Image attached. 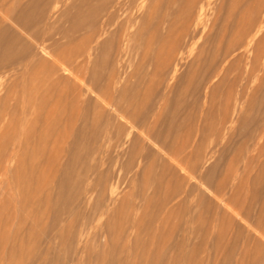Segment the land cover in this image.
<instances>
[{
  "label": "rangeland",
  "instance_id": "1",
  "mask_svg": "<svg viewBox=\"0 0 264 264\" xmlns=\"http://www.w3.org/2000/svg\"><path fill=\"white\" fill-rule=\"evenodd\" d=\"M136 2L133 7L135 11H140V14L153 7V0ZM255 2L256 0H199L192 8H182L188 15L189 12L194 15L202 7L204 22L211 25L205 29L206 34L203 38L210 40L212 38L214 42L197 40V45L188 53L175 80H172V83L165 82L167 85L170 83L169 89L165 88L167 85L163 82L166 78L163 77L164 79L161 80V76L157 82V77L153 78L151 75L159 69L158 64L161 62L159 56L161 57L162 53L154 50L153 54L146 57L140 48L142 51H138L140 57L136 55L137 50L134 52L135 55L133 53L135 57L133 55L134 58L131 57L135 60L131 61L132 66L127 74L129 78H126L122 86L124 87L125 84L127 91L123 92L124 95L118 94V97L116 95V99L124 106L123 112L132 111V114L137 113L136 116H141L143 120L151 119L160 105L164 106L167 102L164 107L168 109L165 108L163 110L165 113L161 114L164 124L161 122V126L152 131L151 137L158 136L165 141L167 144L165 150L170 149L169 146L176 147L177 141L179 142L184 136L185 139L191 137L189 141H192L194 147L184 152L180 160H177L176 149L170 151V154L173 152L175 156L168 155L169 150L165 152L153 138L149 137L148 140L144 131L129 130L130 125L126 123V118H122L124 114L121 115L113 110L116 113L114 114L111 107H107L106 110L110 108L111 111L109 112L108 109L106 112L104 101L101 99L98 102L100 98L98 97L97 100L95 92V95L93 92L85 93L80 105L76 104L77 106L71 109L70 105L72 106L74 100L71 83L67 85V83L47 81L49 84H44L45 75H43L41 78L37 77L38 82H43L40 86L37 78L31 79V69L34 66L32 64L27 70L18 66L11 67L14 70L6 66L5 69L1 68L0 72L5 77L0 76V79L2 78L0 108H4L3 112L0 109V113H3L0 114V153L2 154H0V264H264V229H261L264 227V130L259 129L260 125H264L262 124L264 123V60L260 63L256 59L258 51L253 52L254 48L258 50L264 47H262L264 0ZM79 3L80 1L75 0L62 3L61 9L59 8L60 14L71 11L73 6ZM234 3L237 7L244 3L246 9L243 5L239 6L235 17L227 23L224 19H218L219 13H223L226 6ZM253 4L258 6L254 7ZM153 8L155 10V7ZM247 8L251 14L250 9L259 10H253L255 15L252 14L250 17ZM175 9L172 13L178 12L179 8ZM245 10L249 13L245 12L249 19L245 18L247 15L244 17ZM240 16L246 20L241 19ZM251 18L256 21L253 20V23ZM248 21L250 22L246 24ZM250 26L254 27L255 31L261 26L263 28L261 34L255 35L256 32L249 28ZM55 27L58 30L59 26ZM200 28L203 29L202 26ZM57 30L56 33L47 31L51 35L48 37L57 38L53 41H59L61 38V33ZM236 30H240L238 31L241 34L240 38ZM244 31H247L249 36ZM254 37L251 47L247 48V41ZM106 39L110 41L109 36ZM218 40L221 42L220 45ZM223 40L227 41L226 45ZM237 42L243 46L240 47ZM215 43L218 45L216 46ZM229 45L230 48L235 45L240 47L239 51L237 50L228 60L227 65L232 61L230 65L233 67L225 65L226 68L224 66L222 71L227 70L226 74H229L233 81L230 83L227 79L228 82L224 79L225 73L220 72L221 75L211 79L208 84L206 67L200 65L195 76L199 80H195L194 77L191 83L193 88L186 84L187 88L191 87L186 91L188 94L179 96V90L182 89L179 81L182 75L185 76L190 71L189 67L192 68L194 65L195 57L198 59L199 55H196L200 53V49L208 51L213 47L216 51L218 48L215 50L214 46H222L224 49ZM258 46L260 47L256 48ZM110 51L111 49L108 48L106 52L109 53H104L105 56L107 55L105 59L108 63L102 55L103 62L101 60L98 69L95 68L91 72L93 62L99 54L95 53V59H92L91 64L92 70L87 71V73H97L96 76L91 74L95 80L92 77L87 78L90 75H84L89 81L93 80L97 84L100 75L103 74L98 82L103 84L102 87L97 84L100 88L107 87L105 79L111 67ZM252 52L255 54L253 55ZM239 53H242L240 56L244 61L238 57ZM215 54L211 56V63H213L212 59L218 62L221 57L218 53L219 57L215 59L217 58ZM244 54L247 55L243 56ZM142 55L146 58L141 57ZM252 60L257 63L254 64ZM218 63L214 64L216 66L212 64V71L217 68ZM136 69L141 73L136 75L134 73L138 72ZM4 71L7 73L5 74ZM46 71L38 72L42 75L46 74ZM48 73L47 71V75ZM133 73L138 77L131 76ZM146 74L151 75L152 83L150 76L147 78ZM237 77L240 79H236ZM27 78L31 79H28L30 83L27 82ZM88 80L84 81L87 86ZM238 80H241L240 83ZM149 83L152 87L148 85ZM53 85L56 87L54 91ZM234 86H238L241 91L245 88L247 93L245 99L239 100V89L235 90ZM259 86L263 87L262 92ZM229 89L234 90L237 95L231 100L230 107L225 100ZM149 90L150 92H147ZM165 91L168 92V97L165 96ZM143 92L146 94L143 95ZM7 95L8 97L12 95L13 97H9L12 100L6 97ZM164 96L168 100H164ZM122 97L125 101L121 99ZM5 98H8V103ZM128 98L133 99L128 100ZM158 98H161V101ZM54 99L55 102L59 99L63 106L58 107L55 116L50 111L54 106L52 105ZM136 99V105L128 104ZM142 99L147 104H144ZM14 106L17 108L15 109ZM58 113H62V116ZM228 115L231 122L227 125V129L222 130L223 120ZM184 119L189 123H186L188 129L169 130L168 126L182 123ZM66 122L68 130L64 127ZM168 122H171V125ZM62 132L66 133V139L61 135H64ZM59 133L61 134L58 137ZM177 133L181 138H178L179 140ZM57 137L61 142L57 143ZM231 168L237 175L232 176V173H229L231 171H227ZM227 173L232 176L229 181ZM224 181L228 185L225 186L224 194L219 196L216 189Z\"/></svg>",
  "mask_w": 264,
  "mask_h": 264
},
{
  "label": "bare ground",
  "instance_id": "2",
  "mask_svg": "<svg viewBox=\"0 0 264 264\" xmlns=\"http://www.w3.org/2000/svg\"><path fill=\"white\" fill-rule=\"evenodd\" d=\"M67 1L69 0H0V71H1V68L3 67L4 69L6 67H10V70L12 68H15V66L18 68L22 67V68H26L29 69L30 65H34L33 66V69L32 70V73L30 74L31 75V79L32 80H36V78L38 76H40V78L45 75V79L43 78V81H44V84L45 83H48L49 81H52V82H56V83H67V85L69 83H71V85H73L72 87V93L74 96V100L72 101V106L70 105L71 109L72 107L74 106H77V105H80V103L82 102V98L84 96L85 93L87 92H93V95H95V93L98 95H96L97 97V100L100 98L99 101H101V99L104 101V105H105V111L107 112V110L109 109V112L113 110L116 112V113H119L122 116V118H126V123L130 126V129L129 130H140V131H144L145 134H146V138L148 139L149 137L150 138H153L151 137V134H152V131L153 130H156L159 125L161 124V122L163 121L162 119V112L163 110L166 108V110L168 109L167 107H164L165 104L167 103H164V106L163 105H160V107L157 109L156 113L154 114V116L151 118V119H148V120H143V118L140 117H137V113L136 115L132 114V111L130 113V111H124L123 112V109L122 107H124L121 103L117 101L116 99V95L118 97V94H123V92H125V90L127 91V86L124 84V87L123 86V82L126 81L127 79L126 78H129L127 77V74L130 70V67L132 66V62L135 60V59H132L131 57H133L135 55V50H137L136 52V55H138V51L140 50V48H142L143 50V53H140L145 55L146 57L147 56H150L149 54L152 53V51H156L158 50V52L162 53L161 57L159 56V61L161 60V62H159L158 65H160L157 69V71L155 70L154 73H149L151 75H153L152 77L153 78H156L157 77V82L158 81V78L162 76L161 80L166 78L165 80H163V82H171L172 80L174 81L176 78V74L179 72V69L181 67V65L183 64V62H185V59H187V55L189 52H192L194 50V47L197 45V40H200V39H205L203 38L204 35L206 34L205 32V29L207 27H210L209 26V23H205L204 22V19H203V12H202V7L199 9V12H196V14L194 15H191V12H189L190 15H188L187 13L184 12V10L182 8H192L194 7L197 2L199 0H153V7H155V10L154 8L152 9L151 7L145 11H143L141 14H140V11H135L133 5L135 4V2L137 0H75L76 2L80 1L79 5H74L72 10L71 11H65V12H61L60 14V11L59 8L61 9V4L62 3H67ZM243 2V1H241ZM257 2V0H256ZM255 2V3H256ZM137 3V2H136ZM238 3V2H237ZM240 3V2H239ZM250 2H248L249 4ZM254 3V2H252ZM251 3V4H252ZM151 4V6H152ZM245 4L247 5V2H245ZM138 4H136L137 6ZM245 8L246 5L244 6V3H242L241 5H238L239 6H242ZM254 7L258 6L256 4H253ZM183 6V7H182ZM250 6V5H248ZM261 6V5H260ZM145 7V6H144ZM177 9V7L179 8V10H177L178 12H175V13H172V11L175 9ZM225 7V6H224ZM237 6H235V3L234 5L233 4H230L228 6H226L224 8V11L223 13H219L218 15V19L221 18V19H224V22H229V20H232L235 15H236V9L238 10ZM243 7H241V9H243ZM67 8V7H66ZM136 8V7H135ZM249 8V7H248ZM247 8L248 12H249V9ZM259 8V7H258ZM257 8V9H258ZM143 9V8H141ZM145 9V8H144ZM143 9V10H144ZM175 9V10H176ZM246 9V8H245ZM256 8L253 9V10H257ZM67 10V9H66ZM75 10V11H74ZM247 10L244 11V14L245 12L247 14H249L247 12ZM253 10L250 9V11H252V14H254ZM259 10V9H258ZM186 11V10H185ZM191 11V9H190ZM243 11V10H241ZM74 12V13H73ZM161 12V14H160ZM194 13V12H193ZM192 13V14H193ZM257 13V12H256ZM263 13V12H262ZM160 14V15H159ZM239 15V11L237 13ZM243 14V12L241 13V15ZM245 14L244 17L247 15ZM252 14L250 13V17H252ZM255 15V14H254ZM243 17V16H242ZM240 18L241 19H244L246 20L245 18L249 19L248 18V15L247 17L245 18ZM255 19H252L251 18V21L254 23ZM219 21V20H218ZM243 21V20H242ZM256 21V20H255ZM250 21L246 22L249 23ZM242 23V22H241ZM252 23V24H253ZM214 24V23H212ZM217 24V23H216ZM230 24V23H229ZM232 24V22H231ZM230 24V25H231ZM244 24V23H243ZM251 24V23H250ZM249 24V25H250ZM233 25V24H232ZM235 25V23H234ZM248 25V26H249ZM55 26H59L58 30L56 29ZM202 26L203 29H201L200 27ZM215 26V25H213ZM218 26H220L218 24ZM247 26V28H248ZM222 27V26H221ZM230 27V26H229ZM238 27V26H236ZM235 27V29H237ZM241 27V26H240ZM244 27V26H243ZM258 27V26H257ZM247 28H245V30H247ZM251 28V26L249 27ZM201 29V31L199 30ZM243 29V28H242ZM254 30V27L251 28ZM262 27L260 26L258 29H256V31L254 30V32H256L255 35H259L261 34L262 32ZM53 31L54 33L55 30H57L58 32H60V40L59 41H53V37H48V35H50L49 33H47V31ZM152 30V31H151ZM229 30L231 31V27L229 28ZM228 30V31H229ZM234 30V29H233ZM237 31V30H236ZM240 31V30H238ZM236 32L238 35L237 36H241L240 32ZM252 31V30H250ZM248 30V32H250ZM57 32V34H58ZM220 32V31H219ZM225 32V31H224ZM226 32H227V29H226ZM245 33L247 31H244ZM253 32V31H252ZM251 32V33H252ZM209 33V32H208ZM212 33V32H211ZM229 34V32H227ZM234 33V31H233ZM245 33H243L245 35ZM210 34V33H209ZM221 34V32H220ZM220 34H218L220 36ZM223 34V33H222ZM247 34V33H246ZM253 34V33H252ZM213 35V34H211ZM235 35V34H234ZM248 35V34H247ZM51 36V35H50ZM109 36L110 38V41L108 39H106L107 37ZM239 36V38H240ZM249 36V35H248ZM251 36V34H250ZM48 37V38H47ZM58 37V35H57ZM207 37V36H206ZM210 37V35H209ZM218 36H216L217 38ZM256 37V36H255ZM255 37L252 39H250L249 41H247L246 43V47L249 48L251 47L252 45V42H254L253 40L255 39ZM105 38V39H104ZM208 38V37H207ZM211 38V37H210ZM215 38V37H214ZM220 38V37H218ZM230 38V37H229ZM238 38V37H237ZM249 38V37H248ZM262 38V37H261ZM57 39V38H55ZM59 39V37H58ZM223 39V38H222ZM225 39V38H224ZM243 39V38H242ZM241 39V40H242ZM264 39V38H263ZM207 42L209 40V42L212 41V38L211 40L210 39H205ZM217 40V39H216ZM221 40V38H220ZM230 40V39H229ZM245 40V39H244ZM61 41V43H60ZM224 41V40H223ZM231 41V40H230ZM237 41V40H236ZM264 41V40H263ZM214 41H212L213 43ZM216 42V41H215ZM218 42H220L218 40ZM226 42L225 45L227 44V41H224ZM234 42V41H232ZM259 42V41H257ZM262 43V41H260ZM223 43V42H222ZM243 43V42H241ZM256 43V42H255ZM209 45H213V44H210L208 43ZM207 44V45H208ZM216 44V43H215ZM221 44V42L219 43V45ZM235 44V43H234ZM237 45H239L240 43H236ZM263 44V43H262ZM218 44H216L217 46ZM260 45V44H259ZM204 46V45H203ZM215 47V50L216 48H218V50H216L219 54H221V57H219L218 53L216 51H214V48L212 47V49L207 51V50H201L200 49V53H198L196 56H198V59L197 57H195V60L194 59V65H192V68L189 67L190 71L185 75L183 76L182 75V78L180 79L179 81V84H180V88L181 90L176 91L180 93L179 96H183L184 93L186 94V91L189 89V88H193V86L191 85L192 83V80L194 79V77L196 76L197 74V69L200 65H203V68L206 67V74L208 75L207 78H208V84H209V81H211V79H215L216 77H218V75L220 74V72L223 71V68L224 66L226 65L227 67L230 65V63H232V61L229 62V65L228 64V60H230L229 58H231V56L233 54H235V52H237V50L239 51L240 47H242L243 45L240 44V47H236L233 46L230 48V45L229 47L227 48V46H225L226 48H222V46H218V47ZM256 46V45H255ZM264 46V44L262 45V47ZM206 47V46H204ZM221 47V48H219ZM254 47V46H253ZM252 47V49H253ZM260 46L256 47V48H259ZM111 49L110 53V59H109V62H110V72L107 73V77L104 76V78L106 77V82L104 84L107 85L106 88H100L98 87L99 84L100 86L102 87L103 84L99 83L98 82L100 81V78L101 76L103 75H100L98 81H97V84L93 81L95 80V78H93L91 76V72L94 71L95 68L98 67L99 63L103 62V59L106 61V57L107 55L105 56L104 53L106 52V49ZM243 49V48H242ZM251 49V48H250ZM249 49V50H250ZM141 51V50H140ZM145 51V52H144ZM241 51V50H240ZM245 51V50H244ZM248 51V50H247ZM252 51V50H251ZM256 52V59L258 61H263L264 60V47L263 49H255L253 50V52ZM99 53L98 54V58H94L95 56V53ZM142 52V51H141ZM216 52V54H215ZM222 52V53H220ZM252 52V53H253ZM109 53V52H106V54ZM134 53V55H133ZM243 53V52H242ZM242 53H239L238 57H240V60H243L241 59L242 57L240 56ZM246 53V52H245ZM251 53V52H250ZM153 54V53H152ZM215 54L216 57L218 56L220 59L218 60H215V59H218L215 58L213 61L212 59V62L217 63L219 64L217 66V68H215L214 71H212V64L211 63V56ZM248 54V53H247ZM247 54H244L243 56L247 55ZM255 53H253L254 55ZM102 55H103V59H102ZM109 55V54H108ZM133 55V56H132ZM141 56L143 58H146L145 56ZM156 55V53H155ZM158 55V53H157ZM160 55V54H159ZM215 55L213 57H215ZM252 55V56H253ZM139 56V55H138ZM137 56V57H138ZM251 56V55H250ZM135 57V56H134ZM133 57V58H134ZM140 57V56H139ZM233 57V56H232ZM254 57V56H253ZM252 57V58H253ZM95 60H94V59ZM190 58V57H189ZM92 59L94 60L93 62V70L91 69V64H92ZM142 59V58H141ZM149 59V58H148ZM156 59V58H155ZM203 59V60H201ZM233 59V58H232ZM239 59V58H237ZM21 60V61H20ZM133 60V61H132ZM140 60V58H139ZM144 60V59H142ZM235 60V59H234ZM255 60V58H254ZM256 60V61H257ZM132 61V62H131ZM147 61V60H146ZM154 61V60H153ZM156 61V60H155ZM196 61V62H195ZM244 61V60H243ZM243 61L241 63H243ZM250 61V60H249ZM108 63V60L106 61ZM150 62V61H149ZM187 62V61H186ZM193 61H190V63H192ZM253 62L254 64L257 63V62H254L253 60L251 61ZM195 63H197L195 65ZM214 63V64H215ZM235 63V61H234ZM240 63V64H241ZM102 64V63H101ZM141 64V63H140ZM147 64V62H146ZM213 64V65H214ZM237 64V63H236ZM145 65V63H144ZM214 65V66H216ZM248 65V64H247ZM257 65V64H256ZM6 66V67H4ZM109 66V65H108ZM225 66V68H226ZM231 67H233L232 65H230ZM12 67V68H11ZM32 67V66H31ZM141 67V66H139ZM144 67V66H143ZM201 67V66H200ZM230 67V68H231ZM258 67V66H257ZM256 67V68H257ZM153 68H155V66H153ZM152 68V69H153ZM256 68H254L256 70ZM47 70L49 73L47 75V71H46V74H43L40 75V71L42 70ZM98 69V68H97ZM151 69V70H152ZM232 69V68H231ZM231 69H230V72H231ZM14 70V69H12ZM17 70V69H16ZM92 70L89 74L87 73V71H90ZM103 70V69H102ZM138 72H134L135 74L138 73L140 74L141 72L136 69ZM141 70V69H140ZM150 70V71H151ZM202 70V69H201ZM226 70V69H225ZM253 71V72H256V71ZM30 72V70H28ZM39 71V72H38ZM101 71V70H100ZM99 71V72H100ZM109 71V70H107ZM199 71V70H198ZM235 71V70H234ZM234 71H232L234 73ZM6 71H4L5 73ZM26 72V71H24ZM98 72V73H99ZM103 72V71H102ZM101 72V73H102ZM106 72V71H105ZM140 72V73H139ZM227 72V70H226ZM226 72H222V73H225L226 76H229V74L227 75ZM229 72V71H228ZM251 72V71H250ZM252 72V73H253ZM262 72V71H261ZM1 73V72H0ZM7 73V72H6ZM5 73V74H6ZM13 73V72H12ZM100 73V74H101ZM134 73L133 75L131 76H134ZM145 73V72H144ZM246 73V72H245ZM9 74V73H8ZM39 74V75H38ZM85 74H87V78H91L92 77V81H89L87 78H85ZM97 73H94L93 75L96 76ZM132 74V73H131ZM136 74V75H138ZM201 74V71L199 73V75ZM3 76L4 74L1 73L0 76ZM28 75V76H30ZM151 75L150 76V79H151ZM221 75V74H220ZM224 75V74H223ZM224 75V76H225ZM237 75V73H236ZM235 75V76H236ZM254 75V74H253ZM252 75V76H253ZM1 76V77H2ZM98 76V75H97ZM130 76V75H128ZM147 78L149 77L148 74L145 75ZM181 76V75H180ZM226 76L224 77V79H228L230 80V83L233 81L230 79V76L228 78H226ZM231 76H232V73H231ZM239 76V75H238ZM259 76V75H258ZM5 77V75H4ZM8 77V76H7ZM134 77H138V76H134ZM133 77V78H134ZM140 77V76H139ZM145 77V79H146ZM164 77V78H163ZM203 77V75H202ZM200 77V78H202ZM220 77V76H219ZM240 77V76H239ZM239 77H237L236 79H240ZM243 76H241L242 78ZM260 77V76H259ZM26 78V77H25ZM24 78V79H25ZM39 78V79H40ZM103 78V77H102ZM143 78V77H142ZM256 78V77H255ZM2 79V78H1ZM0 79V80H1ZM29 78H27V82ZM29 79V80H31ZM88 80V83L89 85L87 86V84L84 83V81L86 82V80ZM234 79V78H233ZM262 79V78H261ZM141 80V79H140ZM144 80V79H143ZM142 80V81H143ZM147 80V79H146ZM145 80V81H146ZM160 80V79H159ZM160 80V82H161ZM168 80V81H166ZM195 80H199L198 77L196 79L195 77ZM201 80V79H200ZM204 78L202 79V82H203ZM227 80V81H228ZM243 80V79H241ZM240 80V81H241ZM258 80V79H257ZM263 80H264V77H263ZM263 80H261L263 82ZM25 81V80H24ZM38 78H37V82H38ZM41 81V80H40ZM48 81V82H47ZM153 79H151V83H152ZM191 81V82H190ZM225 81V80H224ZM226 81V82H227ZM239 81V80H238ZM239 81V83H240ZM42 82V81H41ZM41 82H38V85L41 86ZM189 82V84L187 83ZM201 82V81H200ZM229 82V81H228ZM236 82V81H235ZM233 82V83H235ZM30 83V82H29ZM34 83V82H33ZM32 83V84H33ZM40 83V84H39ZM43 83V82H42ZM55 83V84H56ZM58 83V84H59ZM74 83V84H73ZM76 83V85H75ZM103 83V82H102ZM143 83V82H142ZM146 83H148L146 81ZM162 83V82H161ZM160 83V84H161ZM172 83V82H171ZM211 83V82H210ZM221 83H223V81H221ZM229 83V84H230ZM238 83V82H236ZM238 83V84H239ZM242 83V82H241ZM35 84V83H34ZM49 84V83H48ZM47 84V85H48ZM54 84V85H55ZM158 84V83H157ZM159 84V85H160ZM166 84V83H165ZM177 83V85H179ZM191 87H188L187 88V85ZM200 84V83H199ZM203 84V83H201ZM237 84V85H238ZM246 84V83H245ZM27 85V84H26ZM37 85V84H36ZM53 85V86H54ZM57 85V84H56ZM55 85V86H56ZM65 85V84H64ZM66 85V86H67ZM150 85V83L148 84ZM154 85V84H153ZM156 85V84H155ZM157 85V86H159ZM163 85V83H162ZM167 85V84H166ZM170 85V83H169ZM167 85L165 88H168ZM249 85V84H248ZM263 85V84H262ZM15 86V85H14ZM34 86V85H32ZM54 86L51 87V89L53 88V91L54 89L56 88ZM130 86V85H129ZM151 86V85H150ZM211 86V84H210ZM228 86V84H227ZM226 86V88H227ZM264 86V85H263ZM139 87V85H138ZM148 89H149V86H147ZM152 87V86H151ZM174 87V86H173ZM179 87V86H178ZM235 87V86H234ZM238 87V86H237ZM235 87V90L236 88ZM255 87V86H254ZM257 87V86H256ZM260 87V86H259ZM50 88V87H49ZM91 88V89H89ZM154 88L156 89V87L154 86ZM210 88V87H209ZM216 88V87H215ZM218 88V87H217ZM228 88H230V86H228ZM261 88V87H260ZM34 89V88H33ZM32 89V91L34 92V90ZM130 89V87L128 88ZM139 89V88H137ZM142 89V88H141ZM154 89V91H155ZM159 89H160V86H159ZM164 89V88H163ZM169 89V88H168ZM207 89V88H206ZM234 89V88H233ZM239 89V88H237ZM11 90V93L13 94L12 92V89ZM71 90V89H70ZM143 90V89H142ZM147 90V89H146ZM217 90V89H216ZM215 90V91H216ZM257 90V89H256ZM262 92L263 90V87L260 89ZM15 91V90H14ZM58 91V90H57ZM56 91V92H57ZM133 91V90H131ZM218 91V90H217ZM240 91V92H239ZM238 91V94L240 95L239 96V100L241 101L242 99H245L246 95V90L245 88L241 91L239 89ZM36 92V91H35ZM59 92V91H58ZM95 92V93H94ZM134 92V91H133ZM147 92H150L147 91ZM225 92V91H224ZM8 93V92H7ZM9 93V94H11ZM40 93V92H39ZM132 93V92H130ZM144 93L146 94V92H143V95ZM155 93V92H154ZM166 93V91H165ZM16 94V93H15ZM37 94V93H36ZM54 94V93H52ZM69 94V93H68ZM149 94V93H148ZM168 92L166 93V97H168ZM172 94V93H170ZM178 94V93H177ZM183 94V95H181ZM188 94V93H187ZM186 94V95H187ZM191 94V93H190ZM226 94V92H225ZM88 95H90L88 93ZM92 95V94H91ZM133 95V94H132ZM136 95V93H135ZM161 95V94H160ZM235 93H234V90H231L229 89V92L226 94V97H225V100H227V104L229 105V107L231 106L230 103H231V100H233V98L235 99ZM253 95V94H252ZM12 96V95H11ZM11 96L9 95V97L11 98ZM36 96V95H35ZM138 96V95H137ZM149 96V95H148ZM159 96V95H158ZM163 98V95H161ZM164 96V97H165ZM217 96V95H216ZM237 96V95H236ZM263 96V95H262ZM8 97V95L6 96ZM8 97V98H9ZM13 97V96H12ZM54 97V96H52ZM85 97V96H84ZM95 97V96H94ZM99 97V98H98ZM125 97V96H124ZM124 97H122L121 99L123 101H125ZM134 97V95H133ZM166 97L164 98V100H168L166 99ZM171 97V96H170ZM221 97V96H220ZM8 98H5L4 100H7ZM9 98V99H10ZM36 98V97H35ZM39 98V97H38ZM57 98V97H56ZM60 98V97H58ZM142 98V97H141ZM160 98V99H161ZM184 98V97H182ZM212 98V97H211ZM215 98V97H214ZM43 99V98H42ZM67 99V98H65ZM70 99V98H69ZM132 100L131 98H128V100ZM135 99V98H134ZM159 99V98H158ZM159 99V100H160ZM180 99V98H179ZM12 100V99H10ZM52 100V99H51ZM61 100V98H60ZM60 100L58 99L56 102H55V99L53 100V103L52 105L54 104V106L52 107V109L50 111H52V115H57V110L59 108H61L60 106H62V100L60 102ZM120 100V99H119ZM143 100V99H142ZM215 101V99H213ZM238 100V99H237ZM237 100L236 101V104H237ZM238 100V101H239ZM121 101V100H120ZM136 100H133V101H130L132 103H128L130 104L131 106L134 104L136 105ZM141 101V100H140ZM161 101V100H160ZM163 101V100H162ZM239 101V102H240ZM2 102L4 103V105L6 104L3 99H2ZM8 103V100L6 101ZM16 102V101H15ZM14 102V103H15ZM55 102V103H54ZM68 102V101H67ZM127 102V100H126ZM129 102V101H128ZM135 102V103H134ZM149 102V101H147ZM238 102V103H239ZM13 103V102H12ZM70 103V102H69ZM97 103V102H96ZM101 103V102H100ZM124 103V102H123ZM143 103H144V100H143ZM158 103V102H157ZM211 103V102H210ZM215 103V102H214ZM233 103V101H232ZM49 104V103H48ZM77 104V105H76ZM84 104V103H83ZM144 104H147L146 102ZM143 104V105H144ZM162 104V103H161ZM170 104V103H168ZM167 104V105H168ZM226 104V105H227ZM241 104V102H240ZM0 105H2L1 101H0ZM3 105V106H4ZM9 105V104H8ZM11 105V104H10ZM14 105V104H12ZM17 105V104H16ZM15 105V106H16ZM50 105V104H49ZM65 105V103H64ZM68 105V103H67ZM125 105V104H124ZM127 105V104H126ZM166 105V106H167ZM194 105V104H193ZM213 105V104H212ZM225 105V106H226ZM7 106V104H6ZM6 106H4L6 108ZM14 106V108H15ZM142 106V105H141ZM171 106V105H170ZM233 106V105H232ZM236 106V105H234ZM242 106V105H241ZM252 106V105H251ZM1 107V106H0ZM59 107V108H58ZM63 107V106H62ZM66 107V106H65ZM107 107H111L112 109L110 110V108H108L106 110ZM127 107V106H126ZM169 107V106H168ZM227 107V106H226ZM13 108V109H14ZM17 108V107H16ZM15 108V109H16ZM129 108V106H128ZM179 108V107H178ZM177 108V109H178ZM237 108V107H236ZM259 108V107H258ZM261 108V107H260ZM2 109V108H0ZM4 109V108H3ZM3 109H2V112H3ZM67 109V108H66ZM69 109V110H71ZM77 109V108H76ZM80 109V108H79ZM78 109V111H79ZM125 109V108H124ZM132 109V108H131ZM135 109V107H134ZM133 109V110H134ZM141 109V108H139ZM143 109V108H142ZM145 109V108H144ZM221 109V108H220ZM253 109V107H252ZM130 110V109H128ZM146 110V109H145ZM180 110V108H179ZM195 110V109H194ZM234 110V108H233ZM232 110V111H233ZM261 110V109H260ZM67 110H65L66 112ZM144 111V110H143ZM153 111V110H152ZM176 111V110H175ZM192 111V110H191ZM201 111V110H200ZM229 111V110H227ZM1 112V113H2ZM13 112V111H12ZM15 112V111H14ZM74 112V111H73ZM77 112V111H76ZM108 112V113H109ZM115 112H113L114 114H116ZM136 112V110H135ZM139 112V111H138ZM145 112V111H144ZM155 112V111H154ZM177 112V111H176ZM230 112V111H229ZM235 112V110H234ZM0 113V114H1ZM51 113V112H50ZM71 113V112H70ZM69 113V115H71ZM165 113V111L163 112ZM171 113V112H170ZM179 113V112H177ZM176 113V114H177ZM3 114V113H2ZM14 114V113H13ZM59 114V113H58ZM66 114V113H65ZM74 114V113H73ZM77 114H79L77 112ZM112 114V115H114ZM117 114V115H119ZM175 114V116H176ZM62 116V113L59 114ZM58 115V116H59ZM141 115V113H140ZM152 115V114H151ZM192 115V114H191ZM16 116V115H15ZM75 116V115H74ZM80 116V115H79ZM101 116V115H100ZM143 116V115H142ZM190 116V115H189ZM3 117V116H2ZM9 117V116H8ZM60 117V116H59ZM73 117V116H70V118ZM117 117V116H116ZM146 117V116H145ZM151 117V116H150ZM177 117H178V114H177ZM62 118V117H61ZM60 118V119H61ZM67 118V117H66ZM119 118V116H118ZM121 118V117H120ZM187 118V117H186ZM3 119V118H2ZM9 119V118H8ZM7 119V120H8ZM19 119V116L18 118ZM15 119V120H17ZM73 119V118H72ZM188 119V118H187ZM231 118L229 117V115L225 118V120H223V123H222V130H225L227 129V125L231 122L230 120ZM11 120V119H10ZM14 120V119H13ZM65 120V119H64ZM78 120V118H77ZM100 120V119H99ZM102 120V119H101ZM121 120V119H120ZM123 120V119H122ZM264 120V119H263ZM20 121V120H19ZM51 121V120H50ZM71 121V120H70ZM188 121V120H187ZM11 122V121H10ZM15 122V121H14ZM18 122V121H17ZM68 122V120H67ZM67 122H66V125L64 126L66 129L65 130H68L67 129ZM185 122V124H183ZM13 123V122H12ZM52 123V122H51ZM61 123H63L61 121ZM72 123V122H71ZM70 123V125H71ZM163 123V122H162ZM169 123V122H168ZM171 123V122H170ZM169 123V124H170ZM173 123V122H172ZM186 119H184V121H182V123H177V124H170L171 126H168L169 127V130H185V129H188L187 128V125H186ZM19 124V123H18ZM64 124V123H63ZM69 124V123H68ZM74 124V123H73ZM124 125V123H122ZM164 124V123H163ZM168 124V125H169ZM189 124V123H187ZM202 124V123H201ZM262 124H264L262 122ZM69 125V126H70ZM122 125V126H123ZM16 126H18L16 124ZM50 126V125H49ZM62 126V125H61ZM125 126V125H124ZM161 126V125H160ZM191 126V125H190ZM189 126V127H190ZM202 126V125H201ZM8 127V126H7ZM14 127V126H13ZM60 127V126H59ZM264 125H260L259 126V129L262 128L264 130ZM5 128V127H4ZM3 128V129H4ZM50 128V127H49ZM69 128V127H68ZM125 128V127H124ZM162 128V127H161ZM218 128V127H217ZM220 128V127H219ZM7 129V128H6ZM56 129V128H55ZM113 129V128H112ZM160 129V128H159ZM221 129V128H220ZM219 129V130H220ZM261 129V130H262ZM15 130V129H14ZM32 130V129H30ZM53 130V129H52ZM71 130V129H69ZM16 131V130H15ZM187 131V130H186ZM188 132V131H187ZM190 132V130H189ZM64 133V132H62ZM219 133V132H218ZM3 134V133H1ZM29 134V133H28ZM49 134V133H48ZM61 133H59L58 137L60 136ZM178 134V133H177ZM179 134L181 135V133L179 132ZM178 134V138H180ZM183 134V132H182ZM188 134V133H186ZM30 135H31V132H30ZM33 135V134H32ZM62 136H64V138L66 139V133L61 134ZM155 135V134H154ZM189 135V134H188ZM28 136V135H27ZM46 136V135H45ZM187 136V135H186ZM192 136V135H191ZM208 136V135H207ZM57 137V143L58 142H61V139H59ZM145 137V136H144ZM175 137V136H174ZM188 137V136H187ZM193 137V136H192ZM22 138V137H21ZM28 138V137H27ZM30 138V137H29ZM47 138V137H46ZM46 138H44L46 140ZM183 138V137H182ZM191 138V137H190ZM190 138H187L185 139V136L183 139L179 140V142L177 141L174 142V144L176 143L177 146L176 147H172V146H169L172 148V150L168 149V150H165L167 148V144L165 143V141H163L162 139H160L158 136H156V138H153L154 141H156V143H158V145H160L162 148L161 149H164L165 152L168 151V155L170 154V151H173V148L176 149L177 152L176 153V156H177V160H180V158L183 156V154H185L184 152L188 151L193 145H192V141L190 142L189 140H191ZM1 139V138H0ZM59 139V140H58ZM175 139V138H174ZM19 140V139H18ZM27 140V139H26ZM32 141V138L30 139ZM29 140V141H30ZM39 140V139H38ZM149 140V139H148ZM12 141V140H11ZM34 141V139H33ZM105 141V140H104ZM153 141V140H152ZM176 141V139H175ZM194 141V140H193ZM28 142V141H27ZM35 142V141H34ZM64 142V141H63ZM12 143V142H11ZM41 143V142H40ZM38 143V144H40ZM196 143V142H195ZM17 144V143H16ZM31 144V143H30ZM198 144V143H197ZM1 146V145H0ZM55 146V145H54ZM14 147V145H13ZM194 147V146H193ZM55 148V147H54ZM263 150V149H262ZM261 150V152H262ZM13 151V150H12ZM163 151V150H162ZM264 151V150H263ZM179 152V153H178ZM1 154V153H0ZM4 154V153H3ZM16 154V153H15ZM171 154L173 155V152H171ZM170 154V155H171ZM260 154V153H259ZM2 155V154H1ZM11 156V155H10ZM175 156V154L173 155ZM20 158V157H19ZM186 158V157H185ZM15 159V158H14ZM173 159V158H172ZM3 160V159H2ZM10 160V159H9ZM174 160V159H173ZM20 161V160H19ZM175 161V160H174ZM182 161V160H181ZM8 162V161H7ZM6 162V163H7ZM192 162V161H191ZM9 163V162H8ZM7 163V164H8ZM45 163V162H44ZM176 163V162H175ZM234 163V162H233ZM5 164V163H3ZM6 164V165H7ZM9 165V164H8ZM196 166V165H195ZM232 166V165H231ZM250 166V165H249ZM230 168V167H229ZM249 168V167H248ZM37 169V168H36ZM231 171L229 172L232 176L233 175H237L236 171H232L233 169H227V171ZM245 171V170H244ZM246 172V171H245ZM195 173V172H194ZM229 173H227V175L229 176H226L228 177V181L230 180L229 178L232 177L231 175H229ZM27 174V173H26ZM227 179V178H225ZM41 180V177L39 179V181ZM227 181V180H226ZM228 183V182H227ZM206 184V183H205ZM228 184L224 182H222V184L220 183L217 187L216 190H218L216 193L219 192V196L221 194H224V189H225V186H227ZM216 188V187H215ZM112 196V195H111ZM222 197V196H221ZM220 197V198H221ZM236 201V199H235ZM230 204V203H229ZM227 212V211H226ZM264 220V219H263ZM224 222V221H223ZM261 229H264V227ZM260 229V230H261ZM263 231V230H262ZM262 234V233H261Z\"/></svg>",
  "mask_w": 264,
  "mask_h": 264
}]
</instances>
